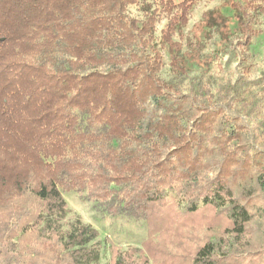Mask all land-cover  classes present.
Listing matches in <instances>:
<instances>
[{
	"label": "trees",
	"instance_id": "trees-1",
	"mask_svg": "<svg viewBox=\"0 0 264 264\" xmlns=\"http://www.w3.org/2000/svg\"><path fill=\"white\" fill-rule=\"evenodd\" d=\"M223 1L183 44L196 0H0V264H99L68 192L144 222L106 264H264V139L227 113L241 78L188 76L213 32L227 54L260 35L264 0Z\"/></svg>",
	"mask_w": 264,
	"mask_h": 264
},
{
	"label": "rangeland",
	"instance_id": "rangeland-1",
	"mask_svg": "<svg viewBox=\"0 0 264 264\" xmlns=\"http://www.w3.org/2000/svg\"><path fill=\"white\" fill-rule=\"evenodd\" d=\"M223 3V0H196L190 11L187 26L183 30V44L191 38L190 30L199 21L202 14L212 9H222ZM256 7L260 8L259 5ZM224 12L230 15L228 10H224ZM129 13L140 17L137 6L131 7ZM165 20V17H163L157 27V37H159V31ZM259 30L260 35L252 40L249 49L244 55V51L239 48L227 54L226 52L230 51V48L223 50L220 44V34L213 32L210 38H204L202 42L201 57L207 66L206 73L194 65L188 76L196 77V79L203 78V81L211 89L213 88L214 91L219 84L227 81L233 82L241 78V82L244 84L238 83V98L229 105L227 113L239 117L249 128L259 125V131L257 132L258 134L261 133L264 139V15L259 18ZM162 55L164 66L167 68L168 58L166 52L163 51ZM245 56H247L246 61H242ZM239 59L240 63H238ZM214 91L212 93L216 92ZM243 100L249 103V108L245 109V106L243 107ZM251 108L257 110L258 114L254 115V111L242 113L243 110ZM62 195L71 214L79 216L84 223L91 225L98 231V242L101 248L99 264L108 262L109 245L117 247L120 251H125L128 248H140L141 243L145 240L144 222L124 216H109L105 213L102 206L93 201L82 200L84 195L80 196L73 192L63 193ZM183 204V202L179 201L180 208H182ZM170 261L169 259H163L160 264H170Z\"/></svg>",
	"mask_w": 264,
	"mask_h": 264
}]
</instances>
